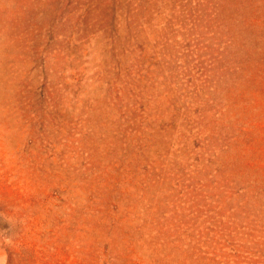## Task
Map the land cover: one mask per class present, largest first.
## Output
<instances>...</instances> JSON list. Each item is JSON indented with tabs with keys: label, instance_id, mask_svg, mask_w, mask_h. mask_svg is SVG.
Listing matches in <instances>:
<instances>
[{
	"label": "rangeland",
	"instance_id": "rangeland-1",
	"mask_svg": "<svg viewBox=\"0 0 264 264\" xmlns=\"http://www.w3.org/2000/svg\"><path fill=\"white\" fill-rule=\"evenodd\" d=\"M0 264H264V0H0Z\"/></svg>",
	"mask_w": 264,
	"mask_h": 264
}]
</instances>
